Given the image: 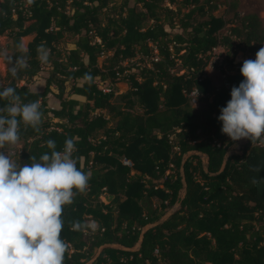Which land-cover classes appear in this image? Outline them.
<instances>
[{"label":"trees","instance_id":"16d2710c","mask_svg":"<svg viewBox=\"0 0 264 264\" xmlns=\"http://www.w3.org/2000/svg\"><path fill=\"white\" fill-rule=\"evenodd\" d=\"M225 5L236 7L227 0H0V37L9 39L10 56H19L17 44L33 36L30 67L14 79L4 59L0 90L15 87L25 103L39 100L44 113L39 132L21 124L22 165L50 154L48 140L62 151L71 137L77 167L91 173L88 189L64 207L61 238L70 243L64 264H264V181L251 183L264 178V146L247 140L232 152L236 142L218 120L244 77L236 70L216 92L203 79L214 48L231 51L225 60L233 68L239 52L255 60L264 32L249 14L219 36L226 22L213 13ZM42 43L50 50L46 65L37 59ZM103 56L105 67L98 63ZM44 70L43 88L33 90ZM120 82L127 91L116 94ZM193 87L214 94L205 110L190 107L186 94ZM6 103L0 100V108ZM196 153L206 157L205 167ZM224 161L223 172L211 176ZM103 195L111 201L101 202ZM77 221L96 227L73 230Z\"/></svg>","mask_w":264,"mask_h":264},{"label":"clouds","instance_id":"9594fccd","mask_svg":"<svg viewBox=\"0 0 264 264\" xmlns=\"http://www.w3.org/2000/svg\"><path fill=\"white\" fill-rule=\"evenodd\" d=\"M19 56L0 52L8 65L10 75L18 78L20 71L30 67L23 41L17 44ZM50 50L42 43L37 47V59L49 63ZM243 81L233 86L231 99L220 109L218 120L222 134L232 142L248 140L252 145L264 146V47L255 60H244L240 69ZM85 80L93 78L85 74ZM0 264H64L70 243L61 238L64 229V207L74 203L78 193L89 187L91 173L77 167L74 157V138H66L62 151L56 142L48 140L49 153L39 160L21 165L14 159V149L21 141V124L39 132L44 120L39 100L25 103L16 88L0 90ZM253 172L261 168L254 166ZM264 181L251 178L253 186ZM73 230L96 225L73 222Z\"/></svg>","mask_w":264,"mask_h":264},{"label":"rangeland","instance_id":"374dc122","mask_svg":"<svg viewBox=\"0 0 264 264\" xmlns=\"http://www.w3.org/2000/svg\"><path fill=\"white\" fill-rule=\"evenodd\" d=\"M200 1H206V0H200ZM227 3L235 4L236 5L235 9L232 10L229 6L225 5V6H220L213 13L216 17H222V19L226 22L225 27L219 30L218 32L219 36L227 35L231 27H239L242 18L249 14L256 15L258 17L261 30L264 32V0H227ZM173 9H175V7H173ZM187 10L188 9H181V13H186ZM175 31H179V30L175 29ZM32 38L33 36H29V37H25L21 39L25 45V49H27V45L32 41ZM8 43H9V39L6 36L0 37V52H7L8 55H10V51L6 49V46L8 45ZM236 43H238V39H234L233 44L235 45ZM64 47L67 49L72 47L70 45L69 40L66 41V43L64 44ZM216 48H218V50L216 54L214 55V58H213L214 60L219 61L223 58L227 60L230 59L228 58V56L230 55L231 51H228L226 48H223V47H216ZM252 58L253 57H251L247 53L239 52L233 58V63L235 62V63L242 64L244 60L252 59ZM4 59L5 58L3 56H0V86L4 83L3 78L6 73V65L4 63ZM98 63H99V66L101 67L107 66L109 64V62L107 61V56L100 57L98 59ZM132 64L139 66L142 63L139 62L138 59H134L132 60ZM124 65H127V64H124ZM207 69H206V74H207L206 78L209 80L211 87L213 88V92H216L222 86H224L223 79L221 78L219 74L220 71L217 68H215L212 71L208 69V72H207ZM46 76H47V71L44 70L43 73L40 75V77L37 78L38 83L36 84V87L33 84L32 86L33 90H41L43 88L44 78ZM100 85L102 88H106V84L101 83ZM114 88H115L114 91L116 92V94H123L127 91V85L123 82L115 84ZM67 89H69V85H67ZM213 97H214V94H201V97L195 100L194 102L189 100V105L193 110H205L207 103H211L213 100ZM49 105L51 107H58V103L53 97H50ZM134 111L137 112L138 109L135 108ZM114 122H111L109 126L111 125L113 126ZM246 143H247V140H241L239 142H236L235 147H233L231 151L232 152L240 151ZM21 149H22L21 143H19V145L14 149V152H15L14 159H16L17 162H20V163H21V158L19 157V153ZM201 158L206 159L204 156H201ZM204 163H205V160H204ZM134 172L135 171H132V173ZM111 199H112L111 197L106 196V195H103L102 197H100L101 202L105 204L109 203ZM152 202L154 203V205H158L159 203V201L156 198H153ZM178 208H179V205H175L174 207L167 209L160 220L164 219L165 217H168L169 214L171 215Z\"/></svg>","mask_w":264,"mask_h":264},{"label":"built area","instance_id":"2783aa9c","mask_svg":"<svg viewBox=\"0 0 264 264\" xmlns=\"http://www.w3.org/2000/svg\"><path fill=\"white\" fill-rule=\"evenodd\" d=\"M217 50H218V48H214L209 54H208V56H209V58H208V61H207V65H206V67L210 70V71H212L213 69H215V68H217L219 71H220V76H221V78L223 79V85H224V87H228V83H227V76L228 75H230V74H233L236 70H238V69H240L241 67H242V64H240V63H233L232 62V64H233V68H229L228 66H227V62H226V60H225V58H223V59H221V60H219V61H216V60H214L213 58H214V55L216 54V52H217ZM159 60V58L155 55V56H153L152 57V61L153 62H157ZM204 68V70H203V79L204 78H206V69L207 68ZM208 69H207V72H208ZM209 71V72H210ZM102 91L103 92H108V89H102ZM186 96L189 98V100L190 101H195V100H197L198 98H200L201 97V93L197 90V88L196 87H193L187 94H186ZM122 164L124 165V166H126V167H128V168H132V163H131V161H129L128 159H126V158H124V159H122Z\"/></svg>","mask_w":264,"mask_h":264},{"label":"water","instance_id":"95a60500","mask_svg":"<svg viewBox=\"0 0 264 264\" xmlns=\"http://www.w3.org/2000/svg\"><path fill=\"white\" fill-rule=\"evenodd\" d=\"M196 154H197V155H200L199 153H196ZM200 156H204V155H200ZM183 163H184V160L182 161L181 166H180V174H181V180H182V193L186 190V184H185V180H184ZM203 163H204V159H203ZM203 165H204V167H205V165H206V161H205V163H204ZM224 168H225V161L222 163L220 170H219L216 174H211V176L219 175L220 173L223 172ZM177 205H178V204H177ZM168 216H170V214H169ZM166 218H167V217H165L164 219L160 220V222L164 221ZM152 226H154V225H151V226H149L148 228H150V227H152ZM138 245H139V244H138ZM134 250H135V249H134Z\"/></svg>","mask_w":264,"mask_h":264},{"label":"crops","instance_id":"0c3cea01","mask_svg":"<svg viewBox=\"0 0 264 264\" xmlns=\"http://www.w3.org/2000/svg\"><path fill=\"white\" fill-rule=\"evenodd\" d=\"M80 99V98H79ZM82 99V98H81ZM205 157V156H204ZM206 158V157H205ZM206 161V159H204Z\"/></svg>","mask_w":264,"mask_h":264}]
</instances>
